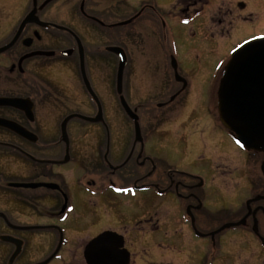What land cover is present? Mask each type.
<instances>
[{"label": "flooded vegetation", "instance_id": "af4514ba", "mask_svg": "<svg viewBox=\"0 0 264 264\" xmlns=\"http://www.w3.org/2000/svg\"><path fill=\"white\" fill-rule=\"evenodd\" d=\"M156 5L148 0L141 1L137 8H132L130 0H0V119L20 125L30 134L25 137L0 125V154L3 146L13 149L18 156L36 163L33 182L59 185L58 189L39 187L37 189L45 191L27 195L29 208H32L30 214L36 218L42 216L43 222L13 220L0 213V250L9 248L11 251L3 264L50 263L63 248L67 231L76 232L65 226L68 220L86 218L91 205L100 204L99 201L108 211L120 195L134 198V194H138L142 214L138 212L130 226L102 228L85 245L80 244V260L72 264H88L85 259L87 244L106 230L123 235L124 247L131 254L129 264H136L138 251L144 252L141 250L142 235L147 226L152 230L158 228L160 220L157 212L147 214L144 208L158 200L160 204L169 197L177 201L188 211L190 220H222L209 210L210 187L215 186L216 192H221L219 183H226V166L217 156L222 144L225 145L226 132L232 138L234 135L220 119L218 90L231 53L246 41L263 36L264 29L252 31L226 47L230 56L219 72L216 88L202 91L209 99L204 106L198 105L197 92L201 91L195 88L194 78L181 71L177 51L179 45L188 43L185 49L190 50L189 55L186 52L184 58L189 60L191 54L203 62L200 46H190L199 40L204 45L212 41L229 43L227 40L234 30L240 33L254 23L264 24V0H173L167 8ZM119 14H128V17L116 20ZM144 15L146 19H142ZM127 25L134 26V30L121 29ZM176 26L192 28L182 42L177 39ZM195 27H199L200 34ZM196 34H199L197 38ZM111 46L123 48L127 55L123 96L131 114L125 112L121 95L117 93L120 57L108 50ZM134 47L140 48L139 61L138 56L133 59L131 48ZM115 58L112 96L117 95L130 128L123 146L115 143L111 132L107 134L111 124L109 126L106 121L105 113L115 104L106 100L108 97L100 88L103 70L107 66L113 68ZM173 60L177 63L180 79L176 77ZM199 108L202 115L197 114ZM100 114L102 118L97 120ZM67 118L65 137L63 123ZM85 126L95 128L96 135L92 136L91 153L87 154L83 147ZM100 126L107 132L106 137L99 135ZM196 142L198 148L193 153ZM115 146L119 147V152L123 151L119 157ZM161 149H166L173 156L171 159L183 154L184 168L202 158L214 157L213 183L187 170L177 171L171 166L166 169L169 166L165 165L166 161L155 156ZM242 149L246 155L244 158L240 153L243 161L253 171L260 156L263 157L261 166L264 154ZM202 153L206 157L201 156ZM69 165L72 168L67 171ZM1 178L0 173V198H3ZM72 187L84 188L81 201L73 198ZM259 191H264V187ZM256 199L258 197L252 201ZM75 202H82V207ZM235 215L239 222L230 223V226L256 229L259 220L256 214L246 213L241 219L239 211ZM109 219L114 220L111 216ZM246 221L249 225L245 227L243 222ZM251 230L239 234V243L251 239L252 245L258 246L262 242L259 239L263 234ZM4 235L22 240V251L12 263L10 259L17 246L4 241ZM219 235L216 231L215 236ZM55 246L50 256L33 263L32 254L37 248L44 247L46 250L42 254H45ZM250 257H244L245 264H254L253 251Z\"/></svg>", "mask_w": 264, "mask_h": 264}, {"label": "rangeland", "instance_id": "374dc122", "mask_svg": "<svg viewBox=\"0 0 264 264\" xmlns=\"http://www.w3.org/2000/svg\"><path fill=\"white\" fill-rule=\"evenodd\" d=\"M141 1L145 0H130V4L132 8H137L136 6H138ZM148 1L154 2L157 4L156 6L160 8H167L169 3L173 0ZM126 17H128V14H119L115 19L124 20ZM146 18L147 15H144L142 19ZM121 29L133 31L134 26L127 25V27L123 26ZM191 29V26L187 28L176 26L175 32L178 41L182 42L186 32ZM196 29H198V33L200 34L199 27L194 28V30ZM262 29H264L263 23H254L253 26L245 27L240 33L239 30H234L227 40L229 43L224 44H221L222 42L212 41L210 45H204L200 42L201 40L197 41L190 47L199 48L200 46L203 50V57L205 58L203 62L194 58L191 54L189 60H187V57L184 58L186 52L189 55L190 50L188 48L187 50L185 49L188 43L184 44L185 46L179 45L177 59L179 60L181 71L194 78L193 84L201 93L207 90L212 91L210 88H216L215 83L219 78V72L229 59L230 53L226 47L231 45L230 42H236L242 36L252 31L260 32ZM199 34H196L195 38H197ZM139 50V47L131 48L133 59H136L138 56L137 61H139L140 57ZM140 60L144 62V58ZM116 67L117 58H115L114 67L108 68L107 66L103 70L104 74L100 78L102 93H105L108 97L106 100L112 101L115 106L105 113L106 121L109 123V126L111 124L110 131L107 133L103 126H100L98 132L102 138L106 137V133L109 135L111 132L112 138L115 139V143L118 146H123L130 128L128 126V118L123 108L120 107L121 103L117 95L114 94V96H112ZM201 93L197 92V101L199 106H204L209 99L207 100L204 93ZM197 114L202 115L200 108ZM83 132V147L87 154L90 152L92 136H96L94 134L95 128L85 126ZM213 136H216L215 132ZM224 136H226V142L225 145L224 143L222 144L221 151L219 152L220 155L217 157L222 158V164L226 166V183H219L221 192H218V190L216 192L217 187L215 186L210 187L211 203L209 207L211 214H213V216H218V218H222V220H190L188 219V211L183 210L177 201L172 200L170 197L162 204H160L159 200L157 203L153 202V205L150 203L146 204L144 209L147 208V214H156L157 212V216H159L158 218L160 220H158L159 222L157 223L158 228L152 230L150 226H147L145 234L142 235L144 243L141 250H144V252L138 251L139 256L136 259V264H245L244 257L247 256L249 257L248 259H250L252 251L253 254H255L254 264H264V197H259L260 194L262 196L263 191L256 190L254 187L256 184L264 185V179L260 170V160L263 157L260 156L257 158L258 161L256 163L259 164H256L253 171V168L249 166L246 161H243L246 156L244 150L234 143L229 132H226ZM198 144V142L194 143L193 153L197 151ZM118 146H115V151L116 153L118 151V154H120L118 155L119 157L122 155L123 151L121 150L119 152ZM200 155L206 157L204 153ZM155 156L166 161L165 165H169L166 169L171 166V168L177 171L187 170L194 175H199L204 181H208L211 184L213 183L214 175H212V165L214 163V157H208V159L202 158L199 162L184 168L182 165L184 161L183 154L171 159L173 156L168 154L166 149H161L159 155L155 154ZM87 159H89V157ZM38 166L41 167L40 164ZM71 168V165L67 166V171H70L69 169ZM34 169H37L35 162L25 160L23 157L18 156L13 149L3 146V153L0 154V173L2 174L1 179L4 181V193L3 198H0V213L10 216L13 220L29 222L44 221L42 216L36 218V215L30 214L32 208H29L30 205L27 195L39 193L45 191V189L32 190L5 186L7 181L33 182L36 180L33 174L35 171ZM89 177L94 179L95 176ZM84 182L86 181L84 180ZM254 183L256 184L254 185ZM70 191L74 199L77 198L78 201H81L80 197L85 190L81 187H72ZM254 197H258V199L252 201ZM139 199L138 194H134V198L120 195L117 199H114L108 211L102 207V203L99 201L100 204L91 205V213L88 212L89 214H86V218L84 217L82 220H68L65 226L76 229V232H74V230L67 231L63 248L55 258H53L54 256L52 257L53 259L48 264H72L73 261L80 260V244L83 243L85 245L102 228L109 225L119 226V228L130 226L135 221L134 216L138 215V212L140 214L143 212L142 207L138 205L140 202ZM74 204H77L79 207L83 205L82 202H75ZM258 206L260 207L259 209H257ZM237 211H239V219H241L243 215L245 216L246 213L249 214L251 212L256 214L259 218L256 229L240 228L239 225L230 226V223H235V221L236 223L239 222L235 215ZM23 213L25 214L22 215ZM27 213L28 215H26ZM109 216L114 218V220H110ZM51 222V224L54 225L55 222ZM247 223L248 221L243 222V225L246 227L249 225V223ZM232 227H239V229H234ZM247 230H251L252 233L263 234V238L259 239V241L262 242H259L258 246H253V241L251 239L249 240L251 242L246 241L239 243V234L249 232ZM216 231L220 232L221 235L215 236ZM204 233L212 234L203 237L202 235ZM253 236L256 237V235ZM44 250H46L44 247L36 249L34 254H32L33 263L42 262L43 259L50 256L52 252L56 250V246L52 248V251H46L45 254H42ZM10 253L11 251L9 248L4 251L0 250V264L6 262Z\"/></svg>", "mask_w": 264, "mask_h": 264}, {"label": "water", "instance_id": "95a60500", "mask_svg": "<svg viewBox=\"0 0 264 264\" xmlns=\"http://www.w3.org/2000/svg\"><path fill=\"white\" fill-rule=\"evenodd\" d=\"M27 21V20H26ZM126 23V22H124ZM108 50L120 57L117 74V92L128 114L132 113L123 96L124 70L127 55L123 48L108 47ZM176 77L180 79L177 63L173 60ZM220 119L223 125L235 134L237 144L247 150L264 153V36L251 39L236 49L225 67V72L218 91ZM102 116L100 114L99 119ZM63 130L66 137V122ZM0 125L30 137L28 131L20 125L0 119ZM264 175V161L261 164ZM13 187L36 189L47 187L58 189L56 183H10ZM4 241L15 243L17 249L12 255V263L22 251V240L13 236H2ZM85 259L88 264H129L130 252L124 248V237L114 231H104L92 239L85 248Z\"/></svg>", "mask_w": 264, "mask_h": 264}, {"label": "trees", "instance_id": "16d2710c", "mask_svg": "<svg viewBox=\"0 0 264 264\" xmlns=\"http://www.w3.org/2000/svg\"><path fill=\"white\" fill-rule=\"evenodd\" d=\"M256 183H254V185H255ZM257 185V184H256ZM254 186L255 187V189H257V190H259V188H263L264 187V185H262V184H258L257 186ZM263 193H264V191L262 192V195H263ZM261 195V194H260Z\"/></svg>", "mask_w": 264, "mask_h": 264}]
</instances>
